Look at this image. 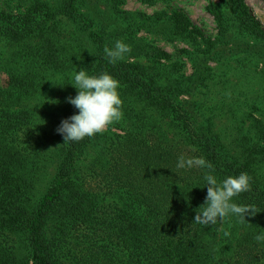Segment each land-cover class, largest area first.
<instances>
[{
	"label": "trees",
	"instance_id": "trees-1",
	"mask_svg": "<svg viewBox=\"0 0 264 264\" xmlns=\"http://www.w3.org/2000/svg\"><path fill=\"white\" fill-rule=\"evenodd\" d=\"M119 2L0 8V264H264V29L244 0L206 7L212 38L179 12ZM156 36L189 42V74ZM117 40L131 51L113 64L104 48ZM75 69L116 79L123 117L64 144L56 129L78 114L66 102ZM182 154L205 158L218 180L247 173L250 190L233 202L256 215L193 223L208 170L177 169Z\"/></svg>",
	"mask_w": 264,
	"mask_h": 264
},
{
	"label": "clouds",
	"instance_id": "clouds-1",
	"mask_svg": "<svg viewBox=\"0 0 264 264\" xmlns=\"http://www.w3.org/2000/svg\"><path fill=\"white\" fill-rule=\"evenodd\" d=\"M131 48L121 40H117L113 47H105L104 53L110 63L124 59ZM75 97H67L66 102L78 110V114L64 119L56 129L64 144L78 142L86 137H93L106 130L111 124L123 117L122 100L118 88L119 82L104 72L99 75H89L84 69L73 72ZM50 150V149H49ZM192 151H195L193 148ZM177 169L200 168L207 169L204 174L207 194L204 204L196 212L193 223L215 226L229 215L238 216L245 222V215L255 216L257 211L252 205H238L233 202L234 197L250 190L251 177L247 173L238 176H227L223 180L213 174V165L203 157L180 155L176 163ZM226 236L227 232L224 233ZM255 240L264 241V233L256 235Z\"/></svg>",
	"mask_w": 264,
	"mask_h": 264
},
{
	"label": "rangeland",
	"instance_id": "rangeland-1",
	"mask_svg": "<svg viewBox=\"0 0 264 264\" xmlns=\"http://www.w3.org/2000/svg\"><path fill=\"white\" fill-rule=\"evenodd\" d=\"M25 0H0V8H5L9 10H15L22 7V4ZM119 8L122 11L128 12H140L147 15H153L155 13L165 11L170 14L173 11L179 12L183 14L192 26H194L197 31H199L204 37L212 38L215 36L216 29L215 23L212 17L206 12V7L212 4L218 3V0H119ZM247 4L249 12L253 15L261 27L264 29V3L262 0H244ZM16 11V10H15ZM144 32H140L139 36H144ZM153 43L162 49L172 53L173 55L180 56L181 61L185 64L184 71L186 74L190 73V64L188 59L181 54V49H190L189 42L183 39H173L167 40L161 36H156V39L153 40ZM6 55L5 49H0V58L3 59ZM179 58V57H178ZM233 67L235 64H231ZM236 67V65H235ZM233 70L231 71V73ZM230 73V72H229ZM239 77L240 73L235 72V75H231V84L234 86L236 83H239L237 79H241ZM4 74L0 70V85L3 83ZM242 80V79H241ZM202 97H208L209 93H212L211 87H206L202 89ZM205 96V97H204ZM63 94H59L58 96L51 95V98L44 99L43 102L49 103L51 106H57L59 99H63ZM217 122L225 123L224 119L217 118Z\"/></svg>",
	"mask_w": 264,
	"mask_h": 264
}]
</instances>
